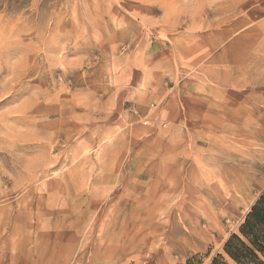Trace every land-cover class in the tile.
Segmentation results:
<instances>
[{
	"label": "rangeland",
	"instance_id": "rangeland-1",
	"mask_svg": "<svg viewBox=\"0 0 264 264\" xmlns=\"http://www.w3.org/2000/svg\"><path fill=\"white\" fill-rule=\"evenodd\" d=\"M220 2L238 6L213 11L180 9L173 0H0V264H207L222 254L264 191V151L230 152L212 192L186 190L192 203L165 213L154 206L165 186H156L158 130L150 110L124 93L108 105L116 92L108 69L119 64L120 53L135 65L134 89L162 76L153 69L174 63V50L193 38L243 60L255 26L264 22V0ZM70 37L82 38L80 45L62 48ZM84 56L94 58V68L77 62ZM165 83L169 92L183 88L167 77ZM178 99L184 113L189 106L207 110L183 91ZM227 101L241 109L230 122L239 127L250 114L260 127L249 138L264 145V88L230 90ZM106 112L108 119L100 120ZM101 161L121 179L90 195L82 189Z\"/></svg>",
	"mask_w": 264,
	"mask_h": 264
},
{
	"label": "clouds",
	"instance_id": "clouds-1",
	"mask_svg": "<svg viewBox=\"0 0 264 264\" xmlns=\"http://www.w3.org/2000/svg\"><path fill=\"white\" fill-rule=\"evenodd\" d=\"M173 3L180 9L199 6L213 11L238 6L222 3L220 0H173ZM191 20L190 16L187 19L177 17L174 25L180 26ZM172 30L174 31V28ZM81 39L70 37L61 47H77ZM197 39L193 38L182 48L174 50V63L166 62L169 63L168 67L157 66L153 69V72L163 75L147 78L139 88L129 87L132 79L131 69L135 67L128 59L130 54L120 53L119 64L108 69L109 83L116 88V92L108 101L109 108L115 102L116 94L124 93V98L133 101L140 109L150 110L149 122L158 130L153 141L156 147L152 159L159 157L160 170L157 172L156 186L163 184L165 195L155 199L154 206L162 208L165 213H170L173 207L182 210L186 203H192L185 199L188 194L186 190H194L197 194L200 189L212 192L213 185L218 182L226 162L230 159V152L244 154L256 148L264 151V145H257L249 138L260 126L252 120L250 114L239 127L231 123L230 117L239 116L241 109L228 108L227 101L230 90L241 92L245 89L264 88V22L255 26L253 46L243 60L226 57L217 51L215 44L203 46ZM83 43L95 47L100 45L101 41L97 40L95 44H91L85 40ZM63 54L61 52V55ZM93 59L84 56L77 62L83 63L87 71L95 67ZM165 77L177 85L183 83V88L178 86L169 92ZM116 81L120 83L117 85ZM182 91L193 101L206 103L207 110L197 113L189 106V112H182L184 105L180 104L178 99ZM168 96H172V100L165 103ZM254 98L253 91V96L249 99ZM109 114L110 112H106L100 120H107ZM148 134H152L150 130ZM139 138L144 139V135ZM200 141L203 144H199ZM238 141H243L244 145L241 146ZM98 168L95 177L86 178V187L82 189L90 195L106 183L114 181L118 185L121 179L120 176L113 175L112 167L105 165L103 161ZM200 199L203 200V197ZM161 223L166 224L167 220L163 219ZM84 264L88 262L85 261ZM111 264L128 262L117 259Z\"/></svg>",
	"mask_w": 264,
	"mask_h": 264
},
{
	"label": "trees",
	"instance_id": "trees-1",
	"mask_svg": "<svg viewBox=\"0 0 264 264\" xmlns=\"http://www.w3.org/2000/svg\"><path fill=\"white\" fill-rule=\"evenodd\" d=\"M207 264H264V191L250 207L238 234L231 235L222 254L212 257Z\"/></svg>",
	"mask_w": 264,
	"mask_h": 264
}]
</instances>
